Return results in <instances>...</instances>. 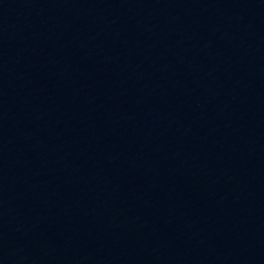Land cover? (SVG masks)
<instances>
[{
  "label": "water",
  "instance_id": "obj_1",
  "mask_svg": "<svg viewBox=\"0 0 264 264\" xmlns=\"http://www.w3.org/2000/svg\"><path fill=\"white\" fill-rule=\"evenodd\" d=\"M0 264H264V0H0Z\"/></svg>",
  "mask_w": 264,
  "mask_h": 264
}]
</instances>
